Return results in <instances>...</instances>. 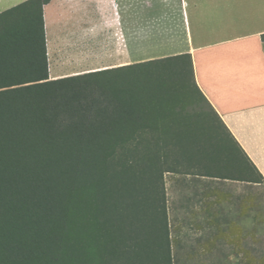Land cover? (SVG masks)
Wrapping results in <instances>:
<instances>
[{
	"label": "trees",
	"instance_id": "trees-1",
	"mask_svg": "<svg viewBox=\"0 0 264 264\" xmlns=\"http://www.w3.org/2000/svg\"><path fill=\"white\" fill-rule=\"evenodd\" d=\"M50 1L0 12V264H175L167 157L184 152L194 166L205 148L182 122L183 83L208 106L200 128L223 129L213 150L250 163L222 177H264L200 90L190 53L52 79Z\"/></svg>",
	"mask_w": 264,
	"mask_h": 264
},
{
	"label": "crops",
	"instance_id": "crops-1",
	"mask_svg": "<svg viewBox=\"0 0 264 264\" xmlns=\"http://www.w3.org/2000/svg\"><path fill=\"white\" fill-rule=\"evenodd\" d=\"M26 0H0V12ZM50 77L190 53L196 82L264 177V0H51ZM100 33V34H99ZM103 62L52 73L64 58Z\"/></svg>",
	"mask_w": 264,
	"mask_h": 264
},
{
	"label": "rangeland",
	"instance_id": "rangeland-1",
	"mask_svg": "<svg viewBox=\"0 0 264 264\" xmlns=\"http://www.w3.org/2000/svg\"><path fill=\"white\" fill-rule=\"evenodd\" d=\"M102 43L103 39L97 35L93 58L73 61L64 58L52 68V73H71L73 69L100 64ZM101 69L107 68L100 66L96 70ZM70 75L75 74L65 76ZM181 90L185 101L182 122L202 138L199 141L205 148L194 155V166H188V155L184 152L169 153L167 157L168 166L173 169L165 172V191L174 263L264 264V181L257 172L253 175L261 180L258 183L222 177L231 172L242 173L250 163L240 153L239 159L228 165L224 153L217 148L213 150V144L223 141V129L211 132L200 128L209 121L208 106L197 91L192 94L193 88L187 83H183ZM156 121L161 126L172 124L171 118ZM146 139L139 137L141 146ZM205 164L218 177L206 175Z\"/></svg>",
	"mask_w": 264,
	"mask_h": 264
}]
</instances>
